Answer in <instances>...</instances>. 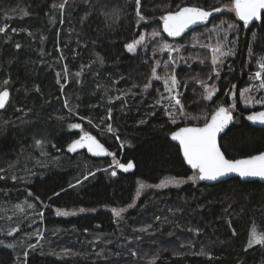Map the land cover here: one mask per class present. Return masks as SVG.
<instances>
[{
  "label": "trees",
  "instance_id": "16d2710c",
  "mask_svg": "<svg viewBox=\"0 0 264 264\" xmlns=\"http://www.w3.org/2000/svg\"><path fill=\"white\" fill-rule=\"evenodd\" d=\"M231 4L233 0H140V20L135 0H0V27L7 26L0 32V90H11L9 104L0 110V200L13 199L15 192L5 188L15 186L32 200L48 204L47 214L50 209L78 210L72 216L48 218L52 226L66 231L52 245H32L27 255L26 246L20 250L0 245V264H264V246H248L253 225L264 233V184L238 177L212 186L189 180L198 173L187 168L169 137L180 126L202 125L221 105H234V122L220 140L225 155L235 159L264 151V128L245 121L249 110L241 99L245 80L264 58V13L246 31L235 14L225 22L223 14L215 15L211 23L236 24L232 39L208 33L209 25L180 39H168L162 31V17L183 6L223 11ZM154 28L162 40L146 39L135 53L127 51L129 43ZM162 42H174L180 49L168 56L158 50ZM218 42H224L223 51H232L220 57L218 66L227 72L208 100L203 84L210 82L215 65L206 46ZM62 57L68 67L63 88L65 76L57 73L63 69ZM172 74L183 116L179 106L161 105L166 86L156 77L168 79ZM109 112L114 131L104 137L82 119L105 127ZM79 122L90 130L80 134L97 136L110 153L122 158L120 163L133 162L134 171L93 168L79 184L85 171L71 165V155H89L66 149L80 135L70 125ZM60 153L68 160L40 170V176L25 184L1 178L15 163L26 161L27 169L35 167L34 157ZM103 161L106 166L110 159ZM169 177L186 182L156 187ZM142 182L150 186L137 195ZM114 209L126 210L117 217Z\"/></svg>",
  "mask_w": 264,
  "mask_h": 264
},
{
  "label": "snow or ice",
  "instance_id": "6c2138e0",
  "mask_svg": "<svg viewBox=\"0 0 264 264\" xmlns=\"http://www.w3.org/2000/svg\"><path fill=\"white\" fill-rule=\"evenodd\" d=\"M66 3V0H65ZM136 3V13L140 20H143L144 17L139 11L140 0H135ZM56 7V5H53ZM59 7L62 9L64 4H60ZM224 8H231L235 11L236 15L244 21L245 24L251 22L254 19H259L261 13L264 12V0H234V3L231 5H225ZM221 8H214L211 11L204 10L198 7H183L179 8L175 13L169 12L163 19V31L167 32L170 36H180L190 25L197 23H203L208 20L213 12L221 11ZM118 19V17H117ZM6 27H0V32H5ZM234 25H228L227 28H224L223 25L217 27V32L223 31L225 36L227 33L234 29ZM153 37L158 36V32H153L151 34ZM145 37L140 36L139 40L134 41L131 44L127 45L129 52H135L137 45L141 44L144 41ZM19 47V45H17ZM212 51L211 62L213 65H216L220 62V57L229 55L231 49L227 52L223 51L224 42H218L215 46L207 45ZM159 51H176L178 49L173 48L172 45L162 42ZM174 63V61H173ZM159 66V62H157ZM259 71L255 73V77L261 79L260 87H264V58H261L259 64ZM79 75V74H77ZM153 76H156V70L153 68ZM156 79H161V77H156ZM7 83V81H5ZM165 86L169 92L176 87L178 81L175 76H171L168 79L164 80ZM200 83H204L200 81ZM150 87V84L145 85V89ZM206 96L205 99L211 100L217 91L214 87L206 86ZM251 89H245L241 95H246L250 92ZM235 96V93H232ZM9 92L7 89L0 91V109L5 107V104L8 100ZM176 105L179 106V113L181 116L184 114V107L180 103V100L176 97ZM250 99L246 97V100ZM257 103L264 104V100L256 101ZM67 104V101H65ZM160 103V101H157ZM234 107V105H232ZM169 117H172V123H175V117H173L172 112L168 113ZM111 118V112H109V119ZM85 119V118H82ZM232 113L229 108L224 106H219L211 115V118H205V122L202 126H193V127H182L178 131L173 132L172 138L179 141V144L183 150V156L186 158L187 163L191 165L193 169L198 170V175H193L189 177V180L195 181L199 180H216L221 176L228 175L230 173H237L241 177L248 176H259L264 177V152H261L258 155L249 156L244 159L230 160L225 157L221 147L218 143V135L225 129L230 121H232ZM249 120L264 123V111L254 112L249 117ZM90 124L91 120L88 121ZM72 128H81L80 124L70 125ZM108 131H114L111 125H108ZM78 148H87L89 152H92L94 155H111L115 157L114 153L108 152L104 146L96 139L95 136H92L90 133L85 132L78 140L73 141L69 145V150L75 152ZM117 167L128 171L133 168L134 165L129 162L127 165L120 164L119 161H115ZM2 171V170H0ZM112 175H116V172L113 171ZM182 181H177L175 178H165L161 180L160 184L156 187L165 186L168 183H181ZM150 185H145L143 182L140 184V188L137 189V195L140 194V190L144 187H149ZM132 205H129L131 207ZM31 207V205H30ZM126 209H114V213L117 217L121 216V213ZM83 211V209H81ZM57 214L69 215L67 211L61 212L57 209ZM255 244L264 246V233H258L255 225L250 230L248 246L252 247ZM27 255V254H25Z\"/></svg>",
  "mask_w": 264,
  "mask_h": 264
},
{
  "label": "rangeland",
  "instance_id": "374dc122",
  "mask_svg": "<svg viewBox=\"0 0 264 264\" xmlns=\"http://www.w3.org/2000/svg\"><path fill=\"white\" fill-rule=\"evenodd\" d=\"M222 8H223V11L221 10L222 12L219 13V14H223L222 21L225 22V18H228L229 14H235L236 15L235 11L232 10L231 8H224V7H222ZM236 18L238 19L237 15H236ZM211 22H212V20L210 21V23L207 24L209 26L206 27V29H205L206 31H208V33H212L213 35H217V34H224L225 35V33L223 31H219V33H218L217 32L218 24L211 23ZM228 25H234L235 26L234 29L229 31L226 35V37H228L229 39H232V37H234V36H232L231 34L235 30L236 24L234 22H230ZM228 25L227 26L223 25V27L226 28V27H228ZM201 27H203V26H201ZM153 32H158V31L156 30V28H154V30L151 31L150 33L149 32L148 33L147 32L142 33L141 35H143L145 37V39L142 43H144L146 39H148L150 42L153 40L156 41V38H158V42L160 40H162L159 32H158L159 35L155 36V37H153L151 35ZM230 32H231V34H230ZM229 34H230V37H229ZM139 38L140 37H138L137 40H139ZM133 42H131V43H133ZM234 42H235V40L231 44V47H230L231 49H232L233 45L235 44ZM131 43H129V44H131ZM165 43H168V42H165ZM141 44H139V45H141ZM168 44L172 45L173 48L178 49V50H176V51L164 50V51H162L163 53H167L168 56H172L179 51L180 46L177 45L176 43L171 42ZM139 45H137L136 50H137ZM212 46H215V45H212ZM208 48L211 50L210 47H208ZM126 49H127V47H126ZM127 51H128V49H127ZM135 52H129V53L133 54ZM211 54H212V51H211ZM229 56H231V53L229 54ZM187 59L191 60V58H189V57H187ZM60 63L63 64V66H62L63 69L62 70L57 69V73L59 75V73L61 72V74H64V76H65L66 82L65 83L61 82V86L63 88L65 86V84L68 82V71H67L68 67H66V65L64 64V57L60 58ZM175 67H176V64H175ZM257 71H259V67L252 75H249V77L245 80L244 88L241 92V93H243L245 89H251L250 92H248L246 95H242V97H241L243 106L245 108H247L248 110H253L254 108H259V107L261 108L264 105V104L256 102V101L264 100V87H260L261 79L255 77V73ZM226 72H227V70L224 67L218 66V64H216L214 69L210 72L211 74L207 78V79H210V82L206 81L203 84L204 90L206 89V86L214 87L217 90V86H218L219 81H220V75H222L223 73H226ZM60 79H62V78H60ZM160 80L164 81L165 78L161 77ZM251 80H252V83H251ZM198 84L201 85L202 83L199 82ZM167 87H170V85H168ZM167 87H166L167 93H166L161 105H166V106H173L174 105V106L178 107V105H176V103H175V99L173 98V97H176L180 100L178 87L176 86L175 88H173L171 92H169L167 90ZM107 96H108L107 100L109 102H111L112 101L111 100L112 99L111 93H108ZM205 96H206V90H205ZM246 97H248L250 99L246 100ZM65 101H67V106L70 107L68 105L69 99L64 100V102ZM232 109H233V107H232ZM73 110H74V114H75L76 108ZM76 116H78V115H76ZM106 118H107V120H109V124H110L111 118L109 119V114L106 116ZM89 120L92 121L91 124L88 122ZM83 121L88 122L90 124V126H93L96 130H98L100 132L101 136H98V137H104L106 134L107 135L113 134L112 131L111 132L108 131V126L103 127L92 119H83ZM74 124H80L82 126L81 128H77L79 131V134L81 131H90L83 125L82 122L74 123ZM111 127H112V124H111ZM121 144H122V146H124L122 142H121ZM54 150L57 151L56 146L54 147ZM41 152H42V150H41ZM84 154H86V153L82 154L81 152H79V153H76L75 155H71L73 158V160L70 161L71 165L74 168L80 167V169L85 171V174L80 177V178L83 177V179L78 182L79 184L83 181H86L89 178V176H91L90 171H92L93 168L96 169V171H99V170L110 171L111 169H114V167L116 168V164L114 163V160L119 161V163L122 161V158L116 156V154H115V157L107 156L103 159H98L99 163L94 164V162L92 161V158H90L91 156H86ZM28 157H30V156H28ZM68 158L69 157L66 156L64 153H60V154L55 155V156L34 157L31 159V162L33 163L32 165L35 167H28L27 169H25L24 167L27 165V164H25L26 161H24V163H23L24 165H22L21 162H19L18 164L15 163V164H13L14 166L13 165L11 166V167H13L11 169V173L8 175V173L5 172L1 176V178H11V180L13 181V184H15V185L16 184H25L28 181H30V178L35 177V176H40L42 173L40 170L46 169V168H56L58 166L59 162L67 161ZM107 158H109L110 161L105 166L103 160L107 159ZM195 175H198V174H195ZM169 178H172V177H169ZM175 180L182 181V182L181 183H168L165 186H161L158 188L163 190L164 188H168L171 186H180L186 182L183 179H176L175 178ZM19 189H20V192L17 191ZM5 190L11 191V192L14 191L15 193H12L10 195V197H14L13 199L0 200V245L11 247V248H19L20 250H22V248L24 246H26V248L24 250V254H26V250H28V248H30L32 245H37V244L52 245V242H58V240H61L65 237L66 231L59 228V227L52 226L50 223H48L49 217H53V218L68 217V216H72L78 212V210L59 209V210H61V212L67 211L70 213L69 215H63V214H57V209H50L51 213L47 214L48 204H46V203L40 204V203L36 202L34 199L32 200L31 196L26 194V192L23 190V188L15 187V186H9V187L5 188ZM0 191H2L1 188H0ZM30 205H31V207H30Z\"/></svg>",
  "mask_w": 264,
  "mask_h": 264
},
{
  "label": "water",
  "instance_id": "95a60500",
  "mask_svg": "<svg viewBox=\"0 0 264 264\" xmlns=\"http://www.w3.org/2000/svg\"><path fill=\"white\" fill-rule=\"evenodd\" d=\"M233 3H234V0H233ZM183 7H196V6H183ZM183 7H181V8H183ZM198 8H200V7H198ZM202 9H204V8H202ZM214 9V8H213ZM204 10H208V11H211L212 9H204ZM176 12V11H175ZM175 12H172V13H175ZM221 11H219V12H213L212 13V15L208 18V20L207 21H205V22H203V23H197V24H194V25H190L189 26V28H187L180 36H170V35H168V33L167 32H164L163 31V20H162V24H161V26H162V31H163V33L165 34V36L168 38V39H180V38H182L185 34H187L188 32H190L191 30H193V29H195V28H197V27H201V26H205V25H207L208 23H210V21L214 18V16L215 15H217V14H219ZM263 13L264 12H262L261 13V17L259 18V19H254V20H252L251 22H249V23H247V24H245L244 23V21H242L238 16V19L244 24V30L246 31L253 23H256V22H260L261 21V19H262V15H263ZM168 14V13H167ZM166 15V14H165ZM4 89H7L8 90V92H9V97H8V100H7V102H6V104H5V107L9 104V102H10V100H11V90L9 89V88H3V89H1L0 91H3ZM235 99V96H232L231 98H230V100L231 101H233ZM222 106H224L225 108H229L227 105H222ZM4 107V108H5ZM3 108V109H4ZM0 110H2V109H0ZM229 110L231 111V113H232V117H233V119H232V121H230L229 123H228V125L225 127V129L218 135V143H219V145H220V147H221V144H220V140H221V136L229 129V127L233 124V122H234V119H235V113L232 111V109L231 108H229ZM260 111H264V107H262V108H259V109H255V110H249V111H247L245 114H244V119H245V121H247L250 125H252V126H254V127H258V128H264V123H260V122H256V121H252V120H249L248 119V117L252 114V113H254V112H260ZM211 118V117H210ZM209 118V119H210ZM203 125V124H202ZM202 125H184V126H180V127H178L177 129H175L173 132H176V131H178L179 130V128H182V127H193V126H202ZM172 132V133H173ZM85 133V132H84ZM84 133H82V134H80L79 136H78V138L76 139V140H78ZM87 133H90V132H87ZM171 133V134H172ZM92 136H95L94 134H92V133H90ZM170 134V140L173 142V143H175L178 147H179V150H180V154H181V156H182V159H183V161H184V163H185V165L187 166V168L188 169H190L191 171H195V172H197L198 173V170H196V169H193L192 167H191V165H189L188 163H187V160H186V158L183 156V150H182V148H181V146H180V144H179V141H177V140H175V139H173L172 138V135ZM96 137V139L104 146V148L109 152V150H108V148L105 146V144L97 137V136H95ZM73 142H71L70 144H72ZM69 144V145H70ZM69 145L67 146V150L69 151V152H71V153H73V151H70L69 150ZM79 150H86V152H87V154L89 155V156H91V157H93V158H95V159H102V158H105V157H107L108 155H94L92 152H89L88 150H87V148H78L76 151H79ZM75 151V152H76ZM221 151H223V149H222V147H221ZM224 152V151H223ZM262 152H264V151H262ZM261 152H259V153H255V154H252V155H249V156H254V155H258V154H260ZM225 154V153H224ZM249 156H245V157H240V158H235V159H230V158H228L226 155H225V157L227 158V159H230V160H237V159H244V158H247V157H249ZM131 162V161H130ZM129 163V162H128ZM128 163H120V164H125V165H127ZM132 164H133V162H131ZM134 165V164H133ZM118 168V170L119 171H121L122 173H130V172H133L134 171V167L133 168H131V169H129L128 171H124L123 169H121V168H119V167H117ZM235 177H238V178H240L242 181H244V182H251V181H259V182H261L262 184H264V177H259V176H248V177H241L239 174H237V173H230V174H228V175H225V176H221V177H219V178H217L216 180H201L203 183H205V184H207V185H216V184H219V183H221V182H224V181H226V180H228V179H231V178H235Z\"/></svg>",
  "mask_w": 264,
  "mask_h": 264
},
{
  "label": "bare ground",
  "instance_id": "6f19581e",
  "mask_svg": "<svg viewBox=\"0 0 264 264\" xmlns=\"http://www.w3.org/2000/svg\"><path fill=\"white\" fill-rule=\"evenodd\" d=\"M254 73V72H253Z\"/></svg>",
  "mask_w": 264,
  "mask_h": 264
}]
</instances>
